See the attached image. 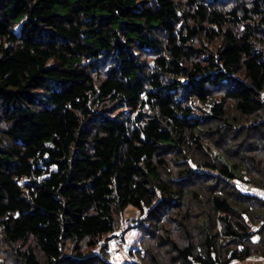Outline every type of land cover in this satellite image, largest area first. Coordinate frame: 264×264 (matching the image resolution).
<instances>
[{
    "label": "trees",
    "instance_id": "1",
    "mask_svg": "<svg viewBox=\"0 0 264 264\" xmlns=\"http://www.w3.org/2000/svg\"><path fill=\"white\" fill-rule=\"evenodd\" d=\"M253 190L264 0H0V264L264 260Z\"/></svg>",
    "mask_w": 264,
    "mask_h": 264
},
{
    "label": "rangeland",
    "instance_id": "2",
    "mask_svg": "<svg viewBox=\"0 0 264 264\" xmlns=\"http://www.w3.org/2000/svg\"><path fill=\"white\" fill-rule=\"evenodd\" d=\"M252 187V186H248ZM256 194L264 197V191H257L253 190ZM140 220V214L137 209L134 207H129L126 209L124 217H123V223L118 230L117 234L122 235L125 238V247L124 244H119L117 239H120L119 237H112V239L109 241L110 247V260L113 263H123L128 260V254L127 250L129 249L130 245L134 244V242L142 237V232L138 229H136V225L139 223ZM241 261L233 262L232 264H236Z\"/></svg>",
    "mask_w": 264,
    "mask_h": 264
},
{
    "label": "crops",
    "instance_id": "3",
    "mask_svg": "<svg viewBox=\"0 0 264 264\" xmlns=\"http://www.w3.org/2000/svg\"><path fill=\"white\" fill-rule=\"evenodd\" d=\"M236 264H264V260L259 258H250L246 261H241Z\"/></svg>",
    "mask_w": 264,
    "mask_h": 264
},
{
    "label": "built area",
    "instance_id": "4",
    "mask_svg": "<svg viewBox=\"0 0 264 264\" xmlns=\"http://www.w3.org/2000/svg\"><path fill=\"white\" fill-rule=\"evenodd\" d=\"M196 264H201V263H196Z\"/></svg>",
    "mask_w": 264,
    "mask_h": 264
}]
</instances>
